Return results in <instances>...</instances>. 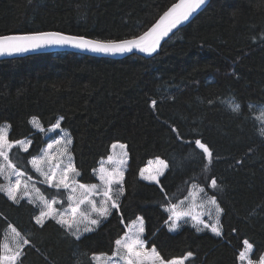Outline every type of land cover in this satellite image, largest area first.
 <instances>
[{"label":"trees","instance_id":"trees-1","mask_svg":"<svg viewBox=\"0 0 264 264\" xmlns=\"http://www.w3.org/2000/svg\"><path fill=\"white\" fill-rule=\"evenodd\" d=\"M176 1L0 0V35L57 30L121 40L143 33ZM58 121L72 137L80 183H97L95 170L112 145H126L123 195L77 240L54 219L36 224L37 204L0 191V264L9 225L26 241L16 264H96L94 255L114 254L115 241L140 217L147 246L166 261L191 252L186 264H240L245 241L252 261L264 255V0H211L151 57L59 51L1 58L0 127L9 124L12 143L31 140L27 151L11 149L17 168L33 173L30 160ZM196 139L213 153L211 163ZM153 158L167 164L159 183L140 175ZM196 187L223 209L221 237L190 223L168 230L166 209Z\"/></svg>","mask_w":264,"mask_h":264},{"label":"snow or ice","instance_id":"snow-or-ice-1","mask_svg":"<svg viewBox=\"0 0 264 264\" xmlns=\"http://www.w3.org/2000/svg\"><path fill=\"white\" fill-rule=\"evenodd\" d=\"M206 3V0H180L179 3L173 4L167 11L160 16L159 20L154 23L146 32L142 35L133 37L131 39H124L121 41L115 40H108V41H101V40H90L86 39L82 36H72V35H65L60 32H34L28 33L23 35H12V36H5L0 37V56L3 55H13L18 53L28 52L30 50H36L43 47L48 46H72L82 50H88L91 52L96 53H105V54H124V53H132L133 50H138L139 52L146 53L151 55L157 51V48L160 45V41L163 37L168 36V34L178 25L182 24V22L187 21L189 17L197 11L202 5ZM166 22V23H165ZM161 25H165L161 28ZM148 37H153L150 42H147ZM211 103V101H209ZM152 106L156 105V101L153 100L151 102ZM240 108V105H235L233 111H237ZM36 118L34 117L33 120ZM60 120H63V117H60ZM56 128H60L61 125L59 121L55 125ZM43 131V129H40ZM173 132L176 129H172ZM18 143V142H17ZM67 144H71L72 141L69 138L66 141ZM194 144L203 151L204 154L209 158V163H211V158L213 153L209 149V147L202 143L200 139H196ZM14 144L10 143L7 138L6 132L0 130V157L3 158L4 161L9 160L7 149L13 148ZM52 145L49 144L48 148H51ZM116 147V145H113ZM124 145H121V148H124ZM27 151V149H24ZM111 160V158H109ZM31 164L36 168V171L41 172L42 175L45 176L47 183L51 187H55L57 189H69V174L79 175V172L74 167L71 159H69L68 164L61 169V173L59 178L57 179L56 168H59L60 165L57 164L55 167L51 168L48 172H43L39 165L42 162L38 158H33ZM124 163V162H122ZM162 168L158 169L155 175H148L145 176L144 169H141L140 175L145 180L154 181L159 183V176L164 174L163 169L167 168V164L164 161H160ZM8 167H13L10 163ZM3 170L0 169V172ZM102 173L99 176V179L104 183V190H103V197L104 199L100 202V206L97 207L94 201H89L91 208L90 211L79 212L80 204L84 203V200L81 199L75 203V206H72L70 209V215L60 212H54L52 205L57 203V201L53 200L51 203L45 201L44 202V209L41 210L40 215L35 218L36 224H43L45 218H51L56 220V223L60 225L62 229L66 232V234L74 236L77 240L81 238V225H83V232H91L93 231V226H98L100 223L99 218H104L110 214L109 212V202H111V207L116 208L118 207L116 200L113 199V185H119L120 187L116 190V195H123L124 188H123V171L120 168H113L111 171L106 172L105 169L102 167L100 169ZM55 181V183H53ZM211 186L213 188L218 187L216 179H212ZM80 188H86L85 185H79ZM96 185L92 186V189H95ZM20 189V180L17 179L14 185L9 186L8 188L4 189L0 187V191H4L7 197L14 201L19 202V199H22L23 196L18 198V191ZM88 189H86L87 191ZM76 191L75 187H71V192L74 193ZM163 192V189H161ZM203 191V189H201ZM25 195L27 193H24ZM165 198H167V193H165ZM69 201H72L74 197L69 195L67 197ZM209 203L215 206V212L217 217L223 211L220 208L219 204L217 203L216 197L212 196L210 198ZM176 208L175 204H172L167 211L171 212L169 216V220L165 221L166 224L171 221L169 224L168 230L169 231H176L180 224L178 221L182 219V217H190L193 223V227L197 229V231H202L203 229H209L212 233H214L217 237H221L223 235L220 221L217 218L214 224H209L201 219L199 215H192L190 212H183L177 213L174 211ZM95 212L97 217L99 218H92L91 213ZM79 213L80 219H77V215ZM211 215V213H208ZM59 217V218H58ZM140 219V227L138 233L135 236H127L125 239H117L115 241L116 251L114 255L121 257L124 261V264H146V262H150V264H184V261L188 258L192 257V253L189 252L187 255L180 259H170L165 261L163 257H161L160 253L156 251L153 247L151 251L145 250V241L140 238L141 233L144 232L143 227V219ZM203 225V228L200 227ZM9 227H12L9 225ZM12 231L19 235L14 227H12ZM26 242V241H25ZM247 248L250 250L252 245L245 241ZM126 253L125 255H121V252ZM19 253H16V256H12L9 259L15 260ZM247 256L245 252H241L239 254L238 259L241 261L246 260ZM106 264H111V259L106 262ZM251 264V261H249ZM260 264H264V257H261Z\"/></svg>","mask_w":264,"mask_h":264},{"label":"rangeland","instance_id":"rangeland-1","mask_svg":"<svg viewBox=\"0 0 264 264\" xmlns=\"http://www.w3.org/2000/svg\"><path fill=\"white\" fill-rule=\"evenodd\" d=\"M33 124L35 125L36 128H40V124L37 121V119L33 120ZM55 125H53L51 128L47 130V134L50 136V139L48 140L47 144L42 148L40 154L32 157L31 160L33 158L40 159L42 162L40 163L39 167L43 172H48L51 168L59 164L60 167L56 168L57 179H58L61 173V169L68 164L69 159H71L73 165H74V162H73V156L70 151L71 144L66 143V141L69 138L72 141V137L69 131L62 127L56 128ZM0 130L6 132L7 138H8L9 124L7 123L3 124L0 127ZM8 141L12 143L9 140V138H8ZM13 144L14 146L16 145V147H18L20 150L24 151V149L28 150V148L30 147L31 140L30 138H24L18 141V143L14 142ZM49 144L52 145L51 148H48ZM113 145H116V147H113ZM113 145L111 147L110 154L106 158L100 161L98 168L95 170V175L98 179V182L95 184H83L77 181V175L70 173L69 174V183H70L69 189H63V188L57 189L55 187H51L47 183L45 176L42 175L41 172L36 171V168L31 164V162H30V165H31V169L33 173L24 172L20 170L14 165V163L11 160L12 157L14 159L17 158L18 152L14 151L11 157L10 154H11L12 148L7 149L9 160L4 161L3 158L0 157V169L3 170L2 172H0V174L5 179V182L2 185V188L6 189L9 186L14 185L16 180L19 179L20 189L18 191V198L20 196H23L22 199H27L33 202L34 204H37L40 207V212L41 210H46L44 209L45 201L51 203L53 200H55L57 201V203L52 205L54 212H60V213H65L67 215H70L71 207L75 206V203L77 201L83 199L84 203L80 204L79 212L87 213L90 211V208H91L89 201H94L97 207H99L100 202L104 199L102 195L103 190H104V183L99 179V176L102 174L100 172V169L102 167L105 169L106 172L111 171L113 168H120L123 171V180H124L125 172H126L128 161H129V153L124 143L115 142ZM121 145H124L125 147L121 148ZM109 158H111V160ZM160 161H164V160L161 158H153L149 160L148 163L142 168L145 170L144 175L145 176L155 175L158 169L162 168ZM9 163L13 167L9 168L8 167ZM164 163L166 164L165 161ZM165 170L166 168L163 169V172H165ZM159 178L160 176L158 177V179ZM147 181H150V180H147ZM53 183H55V181H53ZM81 184L85 185L86 188H80L79 185ZM42 185L53 188L57 193L53 196H49V192L46 191L45 188L42 187ZM93 185H96L95 189H92ZM71 187L76 188V191L74 193L71 192ZM119 187H120L119 185H113V199L116 200L117 205L122 196V195H119V196L116 195V190ZM86 189L88 190L86 191ZM24 193H27V194L25 195ZM69 195H72L74 197L72 201H69L67 199ZM210 198H211L210 196H207L203 191H201V188L196 187L191 191L190 195L187 198L175 204L176 208L174 209V211H176L177 213L190 212L192 215L201 216V219H203L205 222L209 224H214L217 218L220 220L221 213L217 217V214L215 212V206L209 203ZM108 207H109V212H110L113 209L111 207V202H109ZM169 208L170 206L167 209ZM169 213L171 215L170 211ZM208 213H211V215H209ZM91 216L92 218H99L97 217V214L95 212H92ZM47 219L49 218H45L43 222H45ZM77 219H80L79 213L77 215ZM99 219L101 222L103 218H99ZM170 223L171 221H169V223L167 224L168 227ZM178 223L180 224V227L177 230H179L185 224H188V223L193 224L194 221H192L190 217H182V219H180ZM94 227L95 226H93V228ZM139 227H140V219L138 218L127 226L126 233L120 239L123 240L127 236H130V235L135 236L138 233ZM143 227H144V220H143ZM200 227L203 228V225H200ZM81 232L82 234L85 233L83 232V225H81ZM139 235L141 239L144 238V232ZM25 243H26L25 239L22 238L20 234L16 235V233L12 231V227H10L7 230L4 243H3L1 264H16L18 261V257ZM151 249L152 248H149L147 246V242L145 241V250L150 252ZM251 251H252V248L249 250L247 248V245L245 244V247L241 252H245L247 258L244 261L240 260V264H249V261H251V264H260V260L258 262H254L250 259ZM16 253H19V255L16 257L15 260L9 259L12 256H16ZM125 254L126 253H124L123 251L121 252L122 256ZM262 257H264V255ZM94 258H95L96 264H106V262L109 261V258L111 259V264H124V261L121 259V257L116 256L114 254L112 255L96 254L94 255ZM176 259H180V258H176ZM185 261H184V264H186ZM146 264H150V262H146Z\"/></svg>","mask_w":264,"mask_h":264},{"label":"water","instance_id":"water-1","mask_svg":"<svg viewBox=\"0 0 264 264\" xmlns=\"http://www.w3.org/2000/svg\"><path fill=\"white\" fill-rule=\"evenodd\" d=\"M210 1L211 0H206V3L204 5H202L199 9H197V11L194 12L189 17V19L187 21L182 22V24L178 25L177 28L173 29L168 34V36L163 37L161 39V41H160V45L157 48V51L155 53H152L151 55H148L146 53L139 52L138 50H133L132 53H124V54L96 53V52H91V51H88V50H82V49H78V48H75V47H72V46L65 45V46H48V47H43V48L36 49V50H30V51L24 52V53L13 54L11 56H9V55H3V56H0V59L1 58H8V57H22V56H26V55L39 54V53H52V52H59V51L75 52V53H80V54L89 55V56L106 57V58H112V59H123V58L128 57V56L133 55V54H137V55H140V56H143V57H151V56H154L159 51V49L161 48L162 44L165 41H167L174 33H176L179 29L183 28L188 23H190L201 11H203L207 7V5L210 3ZM179 2H180V0H177L173 4H176V3H179ZM173 4H171L168 8H170ZM168 8L165 11H167ZM163 13L160 16H162ZM160 16L158 17V19L154 23H156L159 20ZM164 26L165 25H161V28H163ZM149 28H147L144 32H146ZM38 32H60V33L65 34V35L82 36V35L69 34V33H65V32H62V31H57V30H47V31H38ZM32 33H34V32H32ZM143 33H141L139 35H142ZM23 34H28V33H23ZM23 34H7V35H0V37L12 36V35H23ZM139 35H137V36H139ZM82 37H84L86 39H90V40H100V39H95V38H91V37H87V36H82ZM134 37H136V36H134ZM131 38H133V37L126 38V39H131ZM152 38L153 37H148L147 38V42H150L152 40ZM121 40H124V39H121ZM121 40H115V41H121ZM101 41H108V40H101Z\"/></svg>","mask_w":264,"mask_h":264},{"label":"bare ground","instance_id":"bare-ground-1","mask_svg":"<svg viewBox=\"0 0 264 264\" xmlns=\"http://www.w3.org/2000/svg\"><path fill=\"white\" fill-rule=\"evenodd\" d=\"M135 55V54H134ZM131 56V55H130ZM104 58H106V57H104Z\"/></svg>","mask_w":264,"mask_h":264}]
</instances>
